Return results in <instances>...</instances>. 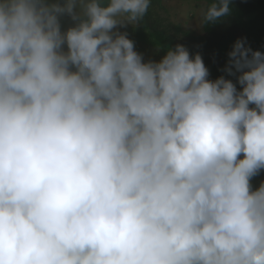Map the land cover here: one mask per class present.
<instances>
[{
  "label": "clouds",
  "instance_id": "1",
  "mask_svg": "<svg viewBox=\"0 0 264 264\" xmlns=\"http://www.w3.org/2000/svg\"><path fill=\"white\" fill-rule=\"evenodd\" d=\"M149 7L0 0V264H264V52L145 61Z\"/></svg>",
  "mask_w": 264,
  "mask_h": 264
},
{
  "label": "trees",
  "instance_id": "2",
  "mask_svg": "<svg viewBox=\"0 0 264 264\" xmlns=\"http://www.w3.org/2000/svg\"><path fill=\"white\" fill-rule=\"evenodd\" d=\"M192 1L200 6L204 3V11L214 2ZM229 3L231 12L227 17L215 23H203L201 34H190L183 32L179 25L170 22L164 15L162 0H150L145 16L139 24L130 27L129 33L132 41L140 44L138 53L148 50L155 56H164L168 48L182 44L190 56L196 53L201 55L209 69V79L215 80L223 75L235 83L234 76H228L222 71L235 41L243 39L247 47L264 52V0H229Z\"/></svg>",
  "mask_w": 264,
  "mask_h": 264
},
{
  "label": "rangeland",
  "instance_id": "3",
  "mask_svg": "<svg viewBox=\"0 0 264 264\" xmlns=\"http://www.w3.org/2000/svg\"><path fill=\"white\" fill-rule=\"evenodd\" d=\"M49 2H55V0H49ZM162 4L164 7V15L168 17L169 21L179 25L182 28L183 32H187L190 34H201L203 30V13L205 12V5L204 3L200 6L199 4L195 3L192 0H162ZM199 5V6H198ZM73 22L68 17L61 18V26L62 30H66L68 27L72 26ZM133 25L128 24L119 30L121 32H126L128 38L132 40V36L130 35L129 31ZM135 50L139 51V43H134ZM143 58L145 61L148 60H155L158 61L163 56H155L151 53V51H144L142 52ZM261 177H257L256 179L252 180L253 188L258 187L259 183L264 180V171L261 172Z\"/></svg>",
  "mask_w": 264,
  "mask_h": 264
}]
</instances>
